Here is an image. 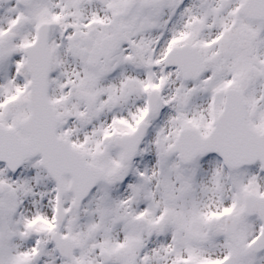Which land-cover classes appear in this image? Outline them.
<instances>
[{
    "label": "snow or ice",
    "instance_id": "snow-or-ice-1",
    "mask_svg": "<svg viewBox=\"0 0 264 264\" xmlns=\"http://www.w3.org/2000/svg\"><path fill=\"white\" fill-rule=\"evenodd\" d=\"M0 264H264V0H0Z\"/></svg>",
    "mask_w": 264,
    "mask_h": 264
}]
</instances>
